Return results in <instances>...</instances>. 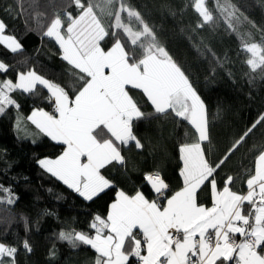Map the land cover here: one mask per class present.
Instances as JSON below:
<instances>
[{
	"label": "snow or ice",
	"instance_id": "snow-or-ice-1",
	"mask_svg": "<svg viewBox=\"0 0 264 264\" xmlns=\"http://www.w3.org/2000/svg\"><path fill=\"white\" fill-rule=\"evenodd\" d=\"M17 3L23 10L24 0ZM71 3L78 13H56L43 35L55 39L62 59L78 70L71 75L79 87L69 85L74 94L34 70L20 72L16 82L0 81V115L9 106L19 108L11 96L18 90L39 95L40 85L54 98L53 113L37 109L28 117L41 132L65 146L58 158L39 160L40 167L85 200L112 187L100 170L113 162L125 164L121 145L134 142L136 148L143 147L133 131L134 121L151 115L130 94L133 89L146 97L156 114H172L187 122L195 139L179 147L183 161L180 191L166 198L168 185L160 173L147 174L145 179L157 200L149 201L139 191L134 196L118 191L107 217L97 215L90 225L95 235L70 230L61 231L59 238L73 247L90 246L97 253L95 264H127L130 256L142 264H264V151L255 159L254 171L246 179V193L231 189L232 176L226 178L222 190L215 178L217 169L256 125L264 122V116L219 162L211 163L202 148V142L209 139L204 102L141 13L126 0ZM193 7L202 17L198 27L213 21L205 0H193ZM220 11L226 13L228 27L234 28L232 17L238 9L229 3ZM106 38L113 41L108 49L102 46ZM0 44L13 53L22 48L13 35L6 34L2 20ZM241 50L251 54L246 63L252 71H264V43L244 42ZM8 67L0 62V72H7ZM204 186L210 188L212 207L198 203V192ZM0 191L8 194L0 198V203H14L11 189L0 185ZM160 199H166V206L160 204ZM23 248L31 252L27 240ZM17 251L0 242V264H16Z\"/></svg>",
	"mask_w": 264,
	"mask_h": 264
},
{
	"label": "trees",
	"instance_id": "trees-1",
	"mask_svg": "<svg viewBox=\"0 0 264 264\" xmlns=\"http://www.w3.org/2000/svg\"><path fill=\"white\" fill-rule=\"evenodd\" d=\"M126 2L154 29L160 44L185 71L204 102L209 139L202 142V148L211 163L219 162L264 116V71H252L246 63L251 54L241 50L244 42L264 43V0H205L213 21L203 27H198L202 17L194 10L193 0ZM229 3L238 9L232 17L234 28L228 27L226 13L220 11ZM78 11L71 0H24L23 10L17 0H0V20L6 24V34L22 45L13 53L0 44V62L9 66L7 72H0V81L16 82L20 72L34 70L73 95L69 85L78 88L79 82L71 73L78 70L62 59L58 44L43 31L56 13L63 16L71 12L75 16ZM112 42L106 38L102 46L108 49ZM37 88L39 95L19 90L11 93L19 108L9 106L0 115V185L11 189L14 199L11 204L0 203V242L42 264H95L97 255L90 246L73 247L61 240L59 233L75 230L95 235L90 225L97 215L107 217L118 191L129 196L139 191L156 200L145 181L147 174L159 172L168 185L166 198L174 195L182 188L179 147L194 141V130L172 114H156L139 90H131L142 110L151 114L134 121L133 131L143 147L136 148L134 142L121 145L125 164L113 162L100 170L112 187L85 200L39 166V160L55 159L65 147L51 141L28 120L32 111H49L53 107L47 90L40 85ZM261 151L264 122L257 124L217 169L218 188L222 190L226 178L232 176L235 179L231 189L245 193L246 179L253 173ZM7 195L0 191V198ZM198 203L211 204L209 187L198 192ZM25 240L31 252L23 248ZM127 264L137 263L131 258Z\"/></svg>",
	"mask_w": 264,
	"mask_h": 264
},
{
	"label": "crops",
	"instance_id": "crops-1",
	"mask_svg": "<svg viewBox=\"0 0 264 264\" xmlns=\"http://www.w3.org/2000/svg\"><path fill=\"white\" fill-rule=\"evenodd\" d=\"M59 46V45H58ZM60 48V47H59ZM8 49V48H7ZM9 51H10V49H8ZM60 51H61V54H62V50L60 49ZM107 71V70H106ZM18 78V77H17ZM47 90V89H46ZM48 92V91H47ZM49 94V96H50V93H48ZM50 99L51 100H53V103H52V105H53V107H54V98H51V96H50ZM45 111V110H44ZM33 112V111H32ZM32 112L30 113V115L29 116H31V114H32ZM46 112H48V111H46ZM29 120V119H28ZM29 122L34 126V127H36L35 126V124H33L32 123V121L31 120H29ZM37 128V127H36ZM38 129V128H37ZM39 131H40V129H38ZM41 132V131H40ZM43 135H45L43 132H41ZM46 137H48L47 135H45ZM51 141H53L50 137H48ZM53 142H55V141H53ZM55 143H57V142H55ZM131 143H133V142H131ZM62 145V144H61ZM64 146V145H63ZM65 147V146H64ZM180 156H181V154H180ZM59 157V156H58ZM57 157V158H58ZM56 159V158H55ZM82 159H86V158H82ZM181 159V158H180ZM181 162H182V169H183V161L181 160ZM40 166V165H39ZM43 169V168H42ZM182 169H181V171H182ZM44 170V169H43ZM181 171H180V173H181ZM50 174V173H49ZM51 175V174H50ZM180 178H181V181H182V188H183V177L180 175ZM61 182V181H60ZM62 183V182H61ZM148 183V182H147ZM65 185V184H64ZM148 185H149V187H150V189H151V191H152V193H154V194H156L155 192H154V190L151 188V186H150V184L148 183ZM247 187V186H246ZM181 188V189H182ZM180 189V190H181ZM179 190V191H180ZM73 191V190H72ZM246 192H247V190H246ZM245 192V193H246ZM210 195H211V192H210ZM171 196H169L168 198H170ZM83 198V197H82ZM115 198H116V196H115ZM145 198L146 199H148L146 196H145ZM149 201H153L154 199H148ZM114 201H115V199H114ZM113 201V202H114ZM112 202V203H113ZM111 203V204H112ZM110 204V205H111ZM162 206H166V199H165V202H163V203H160ZM202 206H205V207H212V196H211V204L209 205V206H206V205H202ZM248 207V205L247 204H245V208H247ZM109 210H110V206H109V209H108V212H109ZM108 215V214H107ZM138 231V230H137ZM174 230H170V232H173ZM237 236H239V234H237ZM240 237V236H239ZM96 253V252H95ZM142 254H146V252H142ZM96 255H97V253H96ZM131 258H133L135 261H136V263L137 264H142V262L137 258V257H135V256H130L129 257V260L131 259ZM128 260V261H129ZM25 263H28V264H34V263H32V261H30V259H28L27 260V258H25Z\"/></svg>",
	"mask_w": 264,
	"mask_h": 264
},
{
	"label": "rangeland",
	"instance_id": "rangeland-1",
	"mask_svg": "<svg viewBox=\"0 0 264 264\" xmlns=\"http://www.w3.org/2000/svg\"><path fill=\"white\" fill-rule=\"evenodd\" d=\"M54 41H55V39H54ZM56 42V41H55ZM57 43V42H56ZM3 45V44H2ZM25 258H27V260L28 259H30L28 256H26L24 253H16V257H15V259H16V264H28V263H25ZM6 260H7V258H5ZM30 261H32V263H34V264H42V263H39V262H37V261H34V260H31L30 259Z\"/></svg>",
	"mask_w": 264,
	"mask_h": 264
},
{
	"label": "built area",
	"instance_id": "built-area-1",
	"mask_svg": "<svg viewBox=\"0 0 264 264\" xmlns=\"http://www.w3.org/2000/svg\"><path fill=\"white\" fill-rule=\"evenodd\" d=\"M53 111H54V109L51 108L50 111H49V113L51 114V113H53ZM145 181H146V179H145ZM165 195H166V190H165ZM155 197H156V200H157V199H158L157 194L155 195ZM164 200H165V199H160L159 202H162V201H164ZM236 240L239 241L237 238H236Z\"/></svg>",
	"mask_w": 264,
	"mask_h": 264
}]
</instances>
